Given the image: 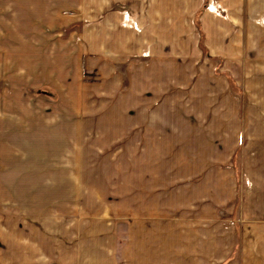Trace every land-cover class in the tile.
<instances>
[{
    "label": "crops",
    "instance_id": "obj_1",
    "mask_svg": "<svg viewBox=\"0 0 264 264\" xmlns=\"http://www.w3.org/2000/svg\"><path fill=\"white\" fill-rule=\"evenodd\" d=\"M219 4L225 15L215 12ZM79 7L86 26L82 55L96 57L98 73L127 64L131 95L145 98L144 119H165L175 95L180 104L207 103L206 111L183 118L208 119L209 126L176 129L189 138L177 148L183 154L175 190L164 182L131 184L127 214H120L128 216L121 246L114 209L3 212L0 264H169L174 257L178 264H218L216 151L202 149L197 137H225L240 188L239 214L264 224V0H80ZM132 130L168 134L163 128ZM139 146L140 152L168 151L158 143ZM201 151L214 155L206 160ZM144 156L139 166H168L167 159ZM236 189L230 182L226 198L236 197Z\"/></svg>",
    "mask_w": 264,
    "mask_h": 264
},
{
    "label": "rangeland",
    "instance_id": "obj_2",
    "mask_svg": "<svg viewBox=\"0 0 264 264\" xmlns=\"http://www.w3.org/2000/svg\"><path fill=\"white\" fill-rule=\"evenodd\" d=\"M79 6L80 0H0V213L99 214L110 209L112 214L114 209L121 246L128 216L120 214H127L131 184L164 182L175 190L183 154L177 148L189 138L176 129L207 128L208 119L183 117L206 111L208 104H180L174 95L162 113L165 119H144L145 98L131 95L127 64L98 73L96 57L82 55L86 26ZM217 12L225 15L222 7ZM152 127L168 134H132L134 128ZM197 138L202 149L216 151L218 264L226 258L227 264H264L258 254L264 250V224L239 214L240 188L231 175L225 137ZM146 143L168 151L140 152L139 145ZM145 154L167 159L168 166H139ZM209 154L214 155L200 152L206 160ZM230 182L233 188L237 184L232 200L224 193ZM172 261L178 264L175 257Z\"/></svg>",
    "mask_w": 264,
    "mask_h": 264
},
{
    "label": "built area",
    "instance_id": "obj_3",
    "mask_svg": "<svg viewBox=\"0 0 264 264\" xmlns=\"http://www.w3.org/2000/svg\"><path fill=\"white\" fill-rule=\"evenodd\" d=\"M218 8H220V7L216 6L215 9H214L215 12H216L217 14H219V13L217 12V9H218Z\"/></svg>",
    "mask_w": 264,
    "mask_h": 264
}]
</instances>
